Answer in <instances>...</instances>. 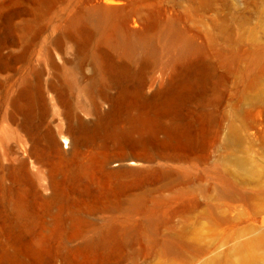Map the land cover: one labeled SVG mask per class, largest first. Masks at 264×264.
I'll return each mask as SVG.
<instances>
[{
  "label": "rangeland",
  "instance_id": "rangeland-1",
  "mask_svg": "<svg viewBox=\"0 0 264 264\" xmlns=\"http://www.w3.org/2000/svg\"><path fill=\"white\" fill-rule=\"evenodd\" d=\"M116 1L0 0V264H264V0Z\"/></svg>",
  "mask_w": 264,
  "mask_h": 264
},
{
  "label": "bare ground",
  "instance_id": "bare-ground-1",
  "mask_svg": "<svg viewBox=\"0 0 264 264\" xmlns=\"http://www.w3.org/2000/svg\"><path fill=\"white\" fill-rule=\"evenodd\" d=\"M105 3H107V5H95L92 9L95 13L102 15L103 17H106L108 20H113L116 16L120 15V12L118 11L117 5H112V4H116L119 1L116 0H104ZM122 10V9H120ZM128 24V20L127 18L123 19L121 21V25H123V27L125 28V30L128 33H135V29L132 28H128L127 26ZM131 125H130V129L131 130H139L144 128L147 125V119L141 115H137L135 117H132L131 119ZM176 140H182L184 139L183 135L178 134V136L174 137ZM50 140L54 141L53 138H50ZM66 143V142H65ZM65 146L69 149V153L72 154L75 150V143L71 142L70 144L66 143ZM134 162V161H132ZM107 163V159H104L102 161V165L105 166ZM89 166L86 164H83L79 167V169L81 170H88ZM106 172L109 175H121L122 173H134L136 172L138 169L136 167H123L122 166H116V167H109L106 168L105 167ZM48 200L51 202H57L60 199V188L57 184H55V182L52 185V190L50 192V194L48 195ZM68 220H69V225L72 229L73 232H79L80 231V227L82 225V214H81V210L74 206L70 209L69 214H68ZM104 244L103 239H101L100 237H92V238H88V239H84L83 241H81V243L79 245H77L75 247V249H77L80 252H91L94 250L95 246H102Z\"/></svg>",
  "mask_w": 264,
  "mask_h": 264
}]
</instances>
